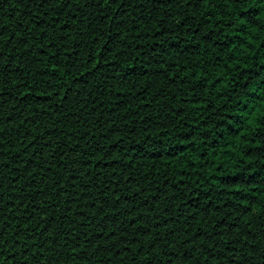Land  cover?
Instances as JSON below:
<instances>
[{
    "label": "trees",
    "instance_id": "obj_1",
    "mask_svg": "<svg viewBox=\"0 0 264 264\" xmlns=\"http://www.w3.org/2000/svg\"><path fill=\"white\" fill-rule=\"evenodd\" d=\"M0 264H264V0H0Z\"/></svg>",
    "mask_w": 264,
    "mask_h": 264
}]
</instances>
